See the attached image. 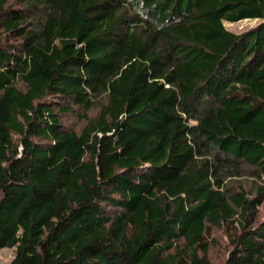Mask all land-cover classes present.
I'll return each instance as SVG.
<instances>
[{
  "label": "trees",
  "instance_id": "obj_1",
  "mask_svg": "<svg viewBox=\"0 0 264 264\" xmlns=\"http://www.w3.org/2000/svg\"><path fill=\"white\" fill-rule=\"evenodd\" d=\"M263 203L264 0H0L10 264H264Z\"/></svg>",
  "mask_w": 264,
  "mask_h": 264
},
{
  "label": "rangeland",
  "instance_id": "obj_2",
  "mask_svg": "<svg viewBox=\"0 0 264 264\" xmlns=\"http://www.w3.org/2000/svg\"><path fill=\"white\" fill-rule=\"evenodd\" d=\"M259 21L260 19L258 18H244L235 22L224 21V25L227 29L233 32H242L243 30H246L247 28L254 26ZM92 111L94 112V110H91V112ZM76 115L77 114L63 113L61 114L62 122L64 124L77 125L79 123V119ZM14 138H16L15 135ZM260 216L261 217L264 216V203L260 207ZM213 238L214 241H212V244L209 249V257L213 263H216L219 262L220 259L225 254V250L227 247V237L222 233V230H215ZM7 253L8 251L6 252V254Z\"/></svg>",
  "mask_w": 264,
  "mask_h": 264
},
{
  "label": "built area",
  "instance_id": "obj_3",
  "mask_svg": "<svg viewBox=\"0 0 264 264\" xmlns=\"http://www.w3.org/2000/svg\"><path fill=\"white\" fill-rule=\"evenodd\" d=\"M8 251V253L6 254V252ZM11 250H5L0 248V264H10V260L13 256V251Z\"/></svg>",
  "mask_w": 264,
  "mask_h": 264
}]
</instances>
